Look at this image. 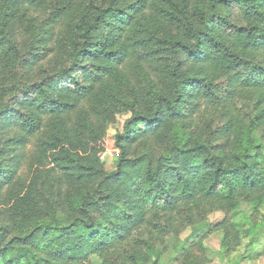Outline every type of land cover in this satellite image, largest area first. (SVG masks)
Listing matches in <instances>:
<instances>
[{
	"label": "trees",
	"instance_id": "16d2710c",
	"mask_svg": "<svg viewBox=\"0 0 264 264\" xmlns=\"http://www.w3.org/2000/svg\"><path fill=\"white\" fill-rule=\"evenodd\" d=\"M237 86L258 93L237 116L186 121ZM122 114L108 171L102 143ZM46 128L28 183L21 150ZM0 139V264H207L194 248L214 232L222 259H257L264 0H0Z\"/></svg>",
	"mask_w": 264,
	"mask_h": 264
},
{
	"label": "rangeland",
	"instance_id": "374dc122",
	"mask_svg": "<svg viewBox=\"0 0 264 264\" xmlns=\"http://www.w3.org/2000/svg\"><path fill=\"white\" fill-rule=\"evenodd\" d=\"M31 14L37 16L38 14L34 11H30ZM42 14L40 16V20L44 19L47 17L46 12L40 13ZM30 16V13L28 14ZM17 27V35L18 39L22 40L26 36L24 25L22 24L21 21H18L16 23ZM210 72L207 71L206 74H209ZM227 80L226 77H220L217 79V82L223 83ZM258 93L255 91H250L248 89H245L243 87H235L234 90L232 91L231 95H227L225 101L222 103L221 106L217 107L216 105H211L210 103L203 101H197L198 105H194V112L191 113V117L186 119V121L190 122L193 125H200V120L204 116H208L212 113H219L222 114L225 110H231L235 116H237L239 113L240 107L243 105L247 104L249 102L250 97H255ZM129 117L128 114H122L118 115L115 119V121L108 125L106 128V133H105V139L102 143V155L101 158L105 164V167L108 171L114 170L115 164L117 160L120 157L119 151L115 148V136L117 133L121 132L124 128V123L126 119ZM50 127V126H49ZM52 133V128H46L44 132L37 136L32 143H30L28 146H26L23 150H21V154H27L25 158L21 159V166H20V174L22 177L30 183L31 180H34L36 184H40L41 178L40 175H35L37 172V165L34 164V160L31 158V151L34 149V147L38 143V139L44 140L48 139L51 136ZM14 135V134H10ZM10 137V136H7ZM233 138V137H231ZM4 139H0V145H3ZM141 149V147L139 148ZM246 210H248V206L246 205ZM260 212L264 215V209L260 210ZM227 214L223 211H217L212 213L211 215L208 216L207 222L211 224L212 226L217 225L218 223L222 222L225 220ZM257 219H260V215L257 217ZM222 232H214L212 235L206 238L205 240V245L207 246L206 250H202L199 247L194 248V254H196L199 258H201L202 262H205V260L208 258H212V262L207 263V264H233L234 259L238 258L239 256L243 255L245 253L244 248H240L237 252L233 253L230 258H226L225 260L222 259L220 256H218L215 253H218L221 248V241H222ZM194 236V231L193 228H187L185 231H183L180 235V240L185 241L187 239H191ZM256 251L261 252L264 251V240L258 244L256 247ZM215 252V253H214ZM214 259V260H213ZM232 260V261H231ZM231 261V262H229ZM177 264V263H176ZM181 264V263H178ZM244 264H264V253L259 256L257 259L253 261H246Z\"/></svg>",
	"mask_w": 264,
	"mask_h": 264
}]
</instances>
